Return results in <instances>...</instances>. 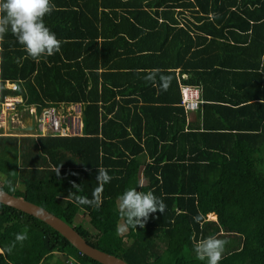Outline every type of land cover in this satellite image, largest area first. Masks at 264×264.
<instances>
[{
	"label": "trees",
	"instance_id": "trees-1",
	"mask_svg": "<svg viewBox=\"0 0 264 264\" xmlns=\"http://www.w3.org/2000/svg\"><path fill=\"white\" fill-rule=\"evenodd\" d=\"M53 3L44 23L59 52L34 61L10 32L0 36V104L19 97L18 112L54 107L61 116L80 105L82 134L14 137L0 127V189L128 264H204L193 245L208 236L228 242L219 264H264V0ZM185 87L199 91L196 110L182 104ZM98 168L109 183H97ZM138 182L166 210L117 235L118 197ZM97 188L98 209L77 202ZM25 230L28 239L6 251ZM57 255L100 264L0 203V264Z\"/></svg>",
	"mask_w": 264,
	"mask_h": 264
},
{
	"label": "clouds",
	"instance_id": "clouds-1",
	"mask_svg": "<svg viewBox=\"0 0 264 264\" xmlns=\"http://www.w3.org/2000/svg\"><path fill=\"white\" fill-rule=\"evenodd\" d=\"M54 8L53 0H0V36L10 32L34 61L59 52V40L44 23V17L51 14ZM156 75L155 72L149 73L145 79L152 80ZM168 79L164 75L159 76L161 88L164 90L167 88ZM111 179L112 177L107 171L98 168L96 178L98 184H107ZM73 187L79 191V185H73ZM137 187L143 189V185L138 182L134 187L127 188L118 197V211L124 224L117 226V235L125 232L128 228H137V226L143 228L150 214L157 211L164 213L166 210V205L160 197L154 195L152 191H137ZM99 193L100 188H97L92 194V199L82 197L77 202L98 209L101 203ZM193 219L199 222L200 217L196 216ZM27 239V230L17 233L6 251L11 253L17 243L22 244ZM227 243L225 239L208 236L193 245V252L196 259L204 264H219Z\"/></svg>",
	"mask_w": 264,
	"mask_h": 264
},
{
	"label": "built area",
	"instance_id": "built-area-1",
	"mask_svg": "<svg viewBox=\"0 0 264 264\" xmlns=\"http://www.w3.org/2000/svg\"><path fill=\"white\" fill-rule=\"evenodd\" d=\"M12 90L17 89V85H8ZM183 101L182 104L187 111L196 110L199 104L200 94L198 90L185 87L183 89ZM19 97L7 98L4 103L0 104V127H3V135H7V132H17L18 127H23L24 120L22 121V116L18 115L17 106L22 104V99L18 100ZM14 100V101H13ZM18 100V101H17ZM12 101V103H11ZM6 104V107H4ZM29 108V111H28ZM28 114L27 117L31 115L35 116L36 130L35 132H23L29 137H47V136H75L81 134V109L79 105L70 107L69 112L61 116V113L54 107L45 108L39 114L35 107H25L23 108ZM11 119V120H10ZM12 123H11V122ZM8 122L9 130L5 131L4 126ZM18 126L17 128H13ZM77 129L74 130V128ZM27 133V134H26ZM24 136V135H23Z\"/></svg>",
	"mask_w": 264,
	"mask_h": 264
},
{
	"label": "water",
	"instance_id": "water-1",
	"mask_svg": "<svg viewBox=\"0 0 264 264\" xmlns=\"http://www.w3.org/2000/svg\"><path fill=\"white\" fill-rule=\"evenodd\" d=\"M16 130L17 132H35V116L31 115L30 118L25 119L23 127H18ZM0 203L44 222L61 234L81 254L95 260L100 264H128L121 258L94 248L73 227L38 205L10 195L1 189Z\"/></svg>",
	"mask_w": 264,
	"mask_h": 264
},
{
	"label": "rangeland",
	"instance_id": "rangeland-1",
	"mask_svg": "<svg viewBox=\"0 0 264 264\" xmlns=\"http://www.w3.org/2000/svg\"><path fill=\"white\" fill-rule=\"evenodd\" d=\"M18 100H20V98L18 99ZM17 100V101H18ZM14 101V100H13ZM11 103H12V101H11ZM4 107L5 108H7L6 107V104H4ZM37 110V109H36ZM28 111H29V108H28ZM1 118V117H0ZM11 120V119H10ZM11 122V121H10ZM12 123V122H11ZM9 124H8V122L6 123V126H4V128H5V131H8L9 130V126H8ZM18 126H14L13 128H17ZM5 134H7V135H4V136H14V137H23V135H25L23 132H21V133H16V132H7V133H5ZM263 153H264V151H263ZM4 178V176H2V175H0V185L2 184V179ZM119 225H123V223L122 222H120L119 223ZM87 229H89L90 231H92V232H94V230L90 227V225L89 226H87ZM127 233V230L125 231V232H123V233H121V235H124V234H126ZM64 259L63 258H61V257H59L58 255H57V257L56 258H54V260H53V263L52 264H64Z\"/></svg>",
	"mask_w": 264,
	"mask_h": 264
},
{
	"label": "crops",
	"instance_id": "crops-1",
	"mask_svg": "<svg viewBox=\"0 0 264 264\" xmlns=\"http://www.w3.org/2000/svg\"><path fill=\"white\" fill-rule=\"evenodd\" d=\"M79 107H80V109H81V106H80V105H79ZM28 114H29V113H27V112L20 111L18 115L22 116V119H21V120L23 121V120H25V119H27V118H30V117H27ZM80 119H81V130H82L83 123H82V117H81V115H80ZM195 120H196V112H191V113L188 115V122H194ZM75 129H77V127H75L74 130H75ZM81 134H82V131H81ZM81 134H79V135H81ZM79 135H75V136H79ZM84 220H85V222H86V223H85V227L89 226V223H88L89 219H88L87 216L84 218Z\"/></svg>",
	"mask_w": 264,
	"mask_h": 264
}]
</instances>
